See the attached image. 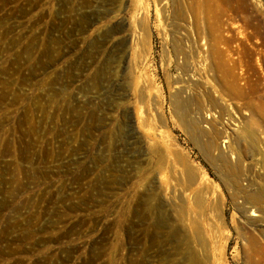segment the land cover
<instances>
[{"label": "rangeland", "instance_id": "rangeland-1", "mask_svg": "<svg viewBox=\"0 0 264 264\" xmlns=\"http://www.w3.org/2000/svg\"><path fill=\"white\" fill-rule=\"evenodd\" d=\"M0 264H264V0H0Z\"/></svg>", "mask_w": 264, "mask_h": 264}, {"label": "bare ground", "instance_id": "bare-ground-1", "mask_svg": "<svg viewBox=\"0 0 264 264\" xmlns=\"http://www.w3.org/2000/svg\"><path fill=\"white\" fill-rule=\"evenodd\" d=\"M253 216H256V215H254V214H252Z\"/></svg>", "mask_w": 264, "mask_h": 264}]
</instances>
